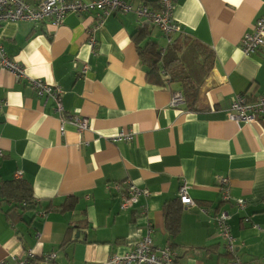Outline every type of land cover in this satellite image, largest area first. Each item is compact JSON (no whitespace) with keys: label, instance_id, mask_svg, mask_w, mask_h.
<instances>
[{"label":"crops","instance_id":"crops-1","mask_svg":"<svg viewBox=\"0 0 264 264\" xmlns=\"http://www.w3.org/2000/svg\"><path fill=\"white\" fill-rule=\"evenodd\" d=\"M146 1L159 3L129 0L134 6ZM171 1L180 35L198 40L215 56L197 111L169 106L178 85L148 81L134 34L145 28L151 42L166 43L132 13L109 16L94 49L86 36L92 13L68 14L59 26L49 21L0 26L7 56L29 78L59 87L65 114L90 124L80 135L66 124L61 135L55 102L0 68V182L25 181L35 203L12 216L6 214L10 206L0 203V261L30 256L36 264H108L151 230L153 245L171 246L180 264H226L235 258L264 264V232L253 227H264V118L251 124L227 119L236 95L251 100L264 95V46L250 56L241 52L243 36L264 16V0ZM122 130L132 132L133 140L112 143ZM219 176L228 178L232 199L245 200V210L221 201ZM126 180L150 192L146 215L142 201L120 210L114 184ZM182 184L196 207H183L172 238L163 208L177 199ZM66 203L69 208L61 207ZM221 211L229 215L234 254L226 251L213 219ZM49 254L55 260L45 263Z\"/></svg>","mask_w":264,"mask_h":264},{"label":"built area","instance_id":"built-area-1","mask_svg":"<svg viewBox=\"0 0 264 264\" xmlns=\"http://www.w3.org/2000/svg\"><path fill=\"white\" fill-rule=\"evenodd\" d=\"M36 1V0H35ZM31 0H0V26L7 22H27L31 24L51 22L53 26L62 24L68 14H94V21L86 30L87 43L91 49L96 45V33L103 26L105 20L115 13H132L137 19L144 20L155 27L163 36L166 45H170L175 36L180 33V27L173 19L174 4L171 0H159L160 8L155 10L141 3L138 6L132 5L129 0H40L37 4ZM264 46V16L256 20L250 33H246L241 42V52L245 56L257 53ZM76 65H74L75 67ZM0 68L12 74L17 81L26 80L37 96L45 100L51 99L56 104V112L60 117L59 131L64 133V125L73 126L78 135L90 130L89 120L81 116H67L61 105L62 91L57 86H48L40 80L29 78L23 68L11 60L0 40ZM87 67L81 70L85 74ZM162 75H164L162 73ZM184 105L180 92L175 91L171 95L169 106L176 108ZM264 118V95L255 99H248L245 95H236L229 105L227 119L230 122L239 124H251ZM133 140V133L120 131L111 138L112 143L130 142ZM2 154L0 153V157ZM19 175V174H17ZM216 184L222 202H233L237 210L243 211L246 208L244 199H232L229 192V180L226 177L216 178ZM114 190L120 199V210L126 211L133 208L142 201L141 214L147 213L146 202L150 197L148 190L140 189L130 181H123L114 184ZM177 198L184 208H195L196 205L189 196V187L182 184L179 188ZM43 215V214H41ZM229 215L225 211L217 213L213 219L216 223L226 251L234 254L235 239L231 234L228 225ZM248 222V219H245ZM256 230L264 232V227L254 225ZM31 255V254H30ZM55 260V254L43 257L45 263ZM0 264H36L28 259L16 260L12 263L0 261ZM108 264H180L176 253L169 247L158 248L151 240V230H147L141 241L129 252L122 255H112ZM226 264H243L235 258Z\"/></svg>","mask_w":264,"mask_h":264},{"label":"trees","instance_id":"trees-1","mask_svg":"<svg viewBox=\"0 0 264 264\" xmlns=\"http://www.w3.org/2000/svg\"><path fill=\"white\" fill-rule=\"evenodd\" d=\"M145 5L156 10L160 8V3L155 6V2L146 1ZM149 35L150 32L145 28L134 34L138 55L148 69V81L159 87L178 85V92L183 97L186 109L197 111L200 89L213 69L214 52L198 40L180 33L165 47H158L156 43L151 42ZM1 202L10 206L6 211L9 216L14 215L17 209L22 211L33 209L35 203L30 184L21 179L1 181ZM69 206L66 203L61 207L66 209ZM182 210L183 206L178 198L167 202L163 208L165 225L172 238L179 231Z\"/></svg>","mask_w":264,"mask_h":264}]
</instances>
